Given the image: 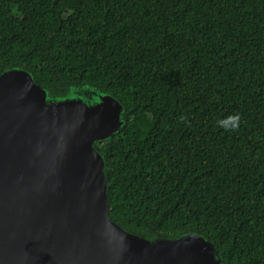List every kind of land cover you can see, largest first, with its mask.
Masks as SVG:
<instances>
[{
	"label": "trees",
	"instance_id": "obj_1",
	"mask_svg": "<svg viewBox=\"0 0 264 264\" xmlns=\"http://www.w3.org/2000/svg\"><path fill=\"white\" fill-rule=\"evenodd\" d=\"M11 66L50 94L87 83L123 105L100 142L111 219L264 264V0H0Z\"/></svg>",
	"mask_w": 264,
	"mask_h": 264
},
{
	"label": "water",
	"instance_id": "obj_2",
	"mask_svg": "<svg viewBox=\"0 0 264 264\" xmlns=\"http://www.w3.org/2000/svg\"><path fill=\"white\" fill-rule=\"evenodd\" d=\"M123 111L94 85L54 95L23 66L0 72V264H222L200 233L149 238L110 218L100 142Z\"/></svg>",
	"mask_w": 264,
	"mask_h": 264
},
{
	"label": "clouds",
	"instance_id": "obj_3",
	"mask_svg": "<svg viewBox=\"0 0 264 264\" xmlns=\"http://www.w3.org/2000/svg\"><path fill=\"white\" fill-rule=\"evenodd\" d=\"M240 117L238 114H233L230 117L217 121L219 127L224 128L225 130L228 129H236L239 126Z\"/></svg>",
	"mask_w": 264,
	"mask_h": 264
}]
</instances>
